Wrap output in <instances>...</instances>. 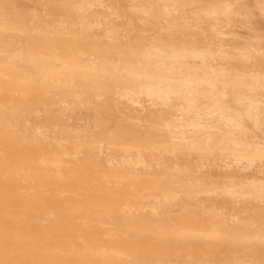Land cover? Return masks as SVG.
<instances>
[{"label":"rangeland","instance_id":"obj_1","mask_svg":"<svg viewBox=\"0 0 264 264\" xmlns=\"http://www.w3.org/2000/svg\"><path fill=\"white\" fill-rule=\"evenodd\" d=\"M42 1L0 0V264H264V0Z\"/></svg>","mask_w":264,"mask_h":264},{"label":"bare ground","instance_id":"obj_2","mask_svg":"<svg viewBox=\"0 0 264 264\" xmlns=\"http://www.w3.org/2000/svg\"><path fill=\"white\" fill-rule=\"evenodd\" d=\"M41 1H42V0H41ZM93 1H94V0H93ZM95 1H96V0H95ZM98 1H99V0H98ZM133 1H134V0H133ZM177 1H178V0H177ZM27 2H28V1H27ZM30 2H31V1H30ZM30 2H29V3H30ZM42 2H43V1H42ZM96 2H97V1H96ZM167 2H168V0H167ZM88 3H89V2H88ZM88 3H87V4H88ZM100 3H101V2H100ZM81 4H82V2H81ZM131 4H132V3H131ZM206 4H207V3H206ZM228 4H229V3H228ZM228 4H226V5H228ZM89 5H90V4H89ZM224 5H225V4H224ZM93 6H94V5H93ZM93 6H91V7H93ZM175 6H176V5H175ZM234 6H235V5H234ZM225 7L228 8V7H230V6H228V7L225 6ZM225 7H224V8H225ZM231 7H232V5H231ZM75 8H76V7H75ZM97 8H98V7H97ZM97 8H96V9H97ZM101 8H102V7H101ZM158 8H159V7H158ZM169 8H170V7H169ZM81 9H82L83 12H84V9L82 8V6H81ZM99 9H100V8H99ZM219 9H220V8H219ZM229 9H230V8H229ZM232 9H233V8H232ZM30 10H31V9H30ZM79 10H80V7H79ZM130 10H131V9H130ZM135 10H136V9H135ZM143 10H144V9H143ZM225 10H227V9H225ZM225 10L222 11V13H223V12H226ZM198 11H199V10H198ZM217 11H218V10H217ZM196 12H197V11H196ZM219 12H220V11H218V13H219ZM229 12H230V10H229ZM79 13H80V12H79ZM115 13H116V12H115ZM137 13H138V11H137ZM142 13H143V12H142ZM144 13H145V12H144ZM166 13H167V12H166ZM173 13H174V12H173ZM204 13H205V11H204ZM218 13H217V14H218ZM227 13H228V11H227ZM135 14H136V12H135ZM188 14H190V13H188ZM198 14H199V13H198ZM206 14H207V12H206ZM209 14H210V12H209ZM213 14H214V13H213ZM220 14H221V12L219 13V15H220ZM223 14H225V13H223ZM223 14H222V15H223ZM211 15H212V14H211ZM225 15L228 16V14H225ZM112 16H114V15H112ZM194 16H195V15H194ZM197 16H198V15H197ZM115 17H117V16H115ZM192 17H193V16H192ZM198 17H199V16H198ZM117 18H118V17H117ZM181 18H182V17H181ZM230 18H231V17H230ZM185 19H187V18H185ZM189 19H190V18H189ZM199 19H200V18H199ZM212 19H213V18H212ZM226 19H228V17H227ZM262 19H263V18H262ZM118 20H119V19H117V21H118ZM200 20H201V19H200ZM105 21H106V20H105ZM107 21H108V20H107ZM81 22H82V21H81ZM81 22H80V23H81ZM103 22H104V21H103ZM227 22H228V21H227ZM230 22H231V20H230ZM82 23H83V22H82ZM84 23H85V22H84ZM105 23H106V22H105ZM105 25H106V24H105ZM195 25H196V24H195ZM62 26H63V25H62ZM189 26H190V25H189ZM73 27H74V26H73ZM97 27H98V26H97ZM101 27H102V26H101ZM95 28H96V27H95ZM216 28H217V27H216ZM70 29H72V27H71ZM73 29H74V28H73ZM30 30H31V29H30ZM3 31H4V30H3ZM23 31H25V30H23ZM69 31H70V30H69ZM212 32H213V31H212ZM32 33H33V32H32ZM106 33H107V32H106ZM21 34H23V33H21ZM219 34H220V33H219ZM214 35H215V34H214ZM215 36H216V35H215ZM131 37H132V36H131ZM154 38H155V37H154ZM108 40H109V39H108ZM21 46H22V45H21ZM25 47H26V46H25ZM26 48H27V47H26ZM19 49H20V48H19ZM24 49H25V48H24ZM24 49H22V50H24ZM22 50H21V51H22ZM156 50H157V49H156ZM17 51H18V50H17ZM136 51H137V50H136ZM19 52H20V50H19ZM157 52H158V51H157ZM183 52H184V51H183ZM16 53H17V52H16ZM153 53H154V52H153ZM218 53H219V52H218ZM186 54H187V52H186L185 54H177V53H171V52H170V53H168V52L165 53V52H163L162 56H163V58H165L166 60H167V59H170V60H167V61H171V60H173V61L177 62V61L180 60V59H181V60H182V59L185 60V58L187 57ZM190 54H191V53H190ZM209 54H210V53H209ZM136 55H137V54H136ZM136 55H135V56H136ZM194 55L196 56V54H194ZM194 55H193V56H194ZM219 55H220V54H219ZM50 56H51V55H50ZM144 56L146 57V55H144ZM195 56H194V57H195ZM197 56H198V58H201L204 62H206L207 59H205V57H206L207 55H205V54L202 55V54L200 53V55H197ZM213 56H215V54H213ZM221 56H222V54H221ZM223 56H224V55H223ZM42 57H45V56H42ZM55 57H56V56L54 55V58H55ZM151 57H152V56H151ZM210 57H211V56H210ZM246 57H247V56H245V58H246ZM11 58H12V57H11ZM11 58H10V59H11ZM13 58H14V56H13ZM47 58H48V57H47ZM160 58H161V56H160ZM187 58H188V57H187ZM245 58H244V59H245ZM1 59H2V58L0 57V61H1ZM31 59H32V58H30V60H27V61H30V62H31V61H32ZM57 59H58V58H57ZM85 59H86V58H85ZM120 59H121V58H120ZM165 59H163V60H164V62H165V64H166L167 62H166ZM195 59H196V58H195ZM204 59H205V60H204ZM212 59H213V58H212ZM222 59H223V57H222ZM82 60H83V59H82ZM184 60H182V62H183L184 65H185ZM189 60H190V58H189ZM191 60H192V59H191ZM246 60H247V58H246ZM246 60H245V61H246ZM54 61H55V60H54ZM60 61H61V60H60ZM60 61H59V62H60ZM119 61H120V60H119ZM193 61H194V60H193ZM213 61H214V60H213ZM245 61H244V62H245ZM1 62H2V61H1ZM1 62H0V64H1ZM3 62H4V61H3ZM3 62H2V63H3ZM82 62H83V61H82ZM82 62H81V63H82ZM146 62H147V61H146ZM4 63H6V62H4ZM21 63H22V62H21ZM31 63H32V62H31ZM83 63H84V62H83ZM115 63H116V62H115ZM130 63H131V62H130ZM170 63H171V62H170ZM177 63H178V62H177ZM183 63H182V64H183ZM27 64H29V63L27 62ZM133 64H134V63H133ZM158 64H159V63H158ZM163 64H164V63H163ZM165 64H164V65H165ZM203 64H204V63H203ZM3 65L5 66V64H3ZM60 65H61V64L59 63V66H60ZM161 65H162V62H161ZM173 65H174V64H173ZM184 65H182V66H180V67H183ZM4 66H3V67H4ZM6 66H7V65H6ZM30 66H31V65H30ZM59 66H58V67H59ZM65 66H66V65H65ZM162 66H163V65H162ZM170 66H171V65H170ZM10 68H11V67H10ZM15 68H16V67H15ZM60 68L63 69V68H64L63 65H61ZM65 68H66V67H65ZM79 68H80V67L78 66V70H79ZM119 68H120V67H119ZM158 68H160V65H159ZM161 68H164V69H165V67H161ZM170 68H171V67H170ZM170 68H169V69H170ZM174 68H175V67H174ZM71 69H72V68H71ZM87 69H88V68H87ZM87 69H85V70H87ZM90 69H91V68H90ZM171 69H172V68H171ZM88 70H89V69H88ZM129 70H130V71H129ZM129 70H128V71L126 70V73L124 72L126 75L128 74L127 76H129V77H131V78H141V80H142V78L144 79V76H145V75L137 74L136 72H134V70H131V69H129ZM180 70H181V69H180ZM30 71H31V70H30ZM32 71H33V70H32ZM55 71H56V70H55ZM58 71H59V70H58ZM68 71H69V70H68ZM83 71H84V70H83ZM89 71H91V70H89ZM93 71H95V70H93ZM93 71H92V72H93ZM172 71H174V70H172ZM194 71H197V70H193L191 73L188 72L189 74H188V73H185V74H188V75H186V76H184V77H183V75H182L181 78H180V79H182V78H188V77L195 78V79H194V80H195L194 82H189V83L191 84V85H189V86H188L187 84H185V82L181 83V82L183 81V79H182V81H180V85H177V84H175V82H174V84H175L174 86L177 85L178 87H174V86H173V87L165 86V85H167V84L164 85V86H165L164 89H165V90H169V91H171V93H172L173 96H175V97H177V96L180 97V95L184 96V98L187 99V100H185V101H188V105H189L190 108H193L194 105L197 103V97L201 98L200 95L204 94V93H202V91H198L197 89L200 88V87L202 86V85H201L202 83L204 84V82H206V83L209 82V79H208L209 76H208V75H204V76H205V79L203 78V77H204L203 75H202V76H203V77H202L203 79H200V78L198 79V76L194 73ZM210 71L212 72V70H210ZM81 72H82V71H81ZM95 72H96V71H95ZM110 72H111V71H110ZM67 73H68V72H67ZM90 73H91V72H90ZM102 73H103V72H102ZM106 73H107V72H106ZM113 73H114V72H113ZM169 73L171 74V72H169ZM177 73H178V72H177ZM180 73H181V72H180ZM180 73H178V74L180 75ZM196 73H198V72H196ZM214 73H215V71H214ZM51 74H52V72H51ZM51 74H50V76H51ZM53 74H54V73H53ZM103 74H105V73H103ZM103 74H101V75H103ZM117 74H119V73H117ZM173 74H174V72H173ZM173 74H172V75H173ZM175 74H176V72H175ZM216 74H218V73H216ZM216 74H215V75H216ZM0 75H1V74H0ZM26 75H27V74H26ZM32 75H33V74H32ZM32 75H31V76H32ZM85 75H86V74H85ZM179 75H178V76H179ZM199 75H200V74H199ZM1 76H2V75H1ZM89 76H90V75H89ZM89 76H87V77H89ZM178 76H177V77H178ZM207 76H208V77H207ZM213 76H214V75H213ZM26 77H27V76H26ZM32 77H34V76H32ZM52 77H53V76H52ZM52 77H51V78H52ZM90 77H92V76H90ZM177 77L175 78V81H177V82L179 83V81H178L179 78H177ZM206 77H207V78H206ZM121 78H122V77H121ZM216 78H217V77H216ZM5 79H7V78L5 77ZM8 79H10V78H8ZM93 79H94V77H93ZM176 79H178V80H176ZM50 80H51V79H50ZM124 80H125V79H124ZM136 80H138V79H136ZM212 80H213V79H212ZM212 80L210 79V82H211V83L213 82ZM46 81H47V80H46ZM143 81H144V80H143ZM215 81H216V80H215ZM255 81L257 82V80H255ZM255 81H254V82H255ZM86 82H87V81H86ZM177 82H176V83H177ZM252 82H253V81H251V84H252ZM141 83H142V82H141ZM211 83H209V84H211ZM242 83H243V82H242ZM248 83H250V82H248ZM40 84H41V83H40ZM160 84H161V83H160ZM213 84H214V83H213ZM213 84H211V85H213ZM233 84H234V83H233ZM246 84H247V83H246ZM253 84H254L253 86L248 84L249 86H251L250 89L253 90V91H254V88H255V89H256V88L258 89V88L260 87V85H261L259 82H258V84H260V85H258V84L256 85L255 83H253ZM168 85H170V84H168ZM171 85H172V84H171ZM205 85H206V84H205ZM234 85H235V84H234ZM240 85L243 86L242 84H240ZM244 85H245V83H244ZM227 86H229V85H227ZM241 86H240V87H241ZM249 86H248V88H249ZM142 87H143V86H142ZM144 87H145V88H140L141 90H140L139 93H141V94H142V93H143V94H148L149 92H148V90L146 89V88H147V85H144ZM64 88H65V87H64ZM138 88H139V87H138ZM228 88H229V87H228ZM243 88L246 89L245 86H243ZM229 89H230V88H229ZM257 89H256V90H257ZM173 90H175V91H173ZM213 90H214V89H213ZM216 90H217V89H216ZM234 90H235V89H234ZM247 90H248V89H247ZM238 91H239V90H238ZM215 92H216L215 94L217 95V91H215ZM239 92H240V91H239ZM255 92H256V91H255ZM129 93H132V92H129ZM135 93H136V92H134L133 94H135ZM224 93H225V92H224ZM224 93H223V94H224ZM235 93H236V92H235ZM251 93H253V92H251ZM136 94H137V93H136ZM230 94H232V93H230ZM15 95H16V94H15ZM125 95H126V94H125ZM236 95H237V93H236ZM236 95H234V96L236 97ZM21 96H22V95H21ZM23 96H24V95H23ZM203 96H204V95H203ZM237 96H239V94H238ZM179 97H178V98H179ZM239 97H241V96H239ZM203 98H204V97H203ZM213 98H214V97H213ZM215 98H216V97H215ZM241 98H242V97H241ZM241 98H238V99H240L241 101L238 102V100H236V99H235V101H237L238 103H240L241 108H242V105H243V107H244V104H245V103L242 102L243 99H241ZM246 98H247V97H246ZM246 98H245V99H246ZM73 99H74V97H73ZM75 99H76V98H75ZM214 100H215V99H214ZM214 100H213V101H214ZM215 101H216V102H215V104H214L213 111H215V112H220V113H221V112L227 110L228 107H226V104H225V103H224V104L221 103V102H220V101H221L220 99H218V101H219L220 103H218L217 100H215ZM223 101L225 102V100H223ZM243 101H244V100H243ZM247 102H249V101H247ZM263 102H264V101H263ZM238 103H237V104H238ZM243 103H244V104H243ZM253 103H254V102H253ZM253 103H250V104L247 106V112H248V113H251V112H253V111H258V114H259V113H260V112H259V109H260V108H259V103H256V106H255ZM228 104H230V103H228ZM247 104H248V103H247ZM257 104H258V106H257ZM263 104H264V103H263ZM237 106H238V105H237ZM0 107H1V106H0ZM229 107H231V105H230ZM235 107H236V106H235ZM236 108H238V107H236ZM236 108H235V110H236ZM69 109H70V108H69ZM231 109H232V108H231ZM238 110H239V109H238ZM263 110H264V109H263ZM239 113H241V111H240ZM252 114H253V113H252ZM261 114H262V113H261ZM23 115H24V114H23ZM245 115H246V114H245ZM255 116H256V115H255ZM30 117H31V116H30ZM63 117H64V116H63ZM261 117H262V116H260V119H261ZM64 118H65V117H64ZM259 122H260V121H259ZM232 123H233V122H232ZM249 123H250V122H249ZM29 125H30V124H29ZM227 125L230 126L229 124H227ZM79 127H80V126H79ZM230 127H231V126H230ZM232 127H233V125H232ZM237 128H238V126H237ZM26 129H27V128H26ZM79 129H80V128H79ZM38 131H39V130H38ZM40 131H41V130H40ZM69 131H70V130H69ZM78 131H79V130H78ZM74 133H75V132H74ZM79 134H80V133H79ZM77 137H78V136H77ZM52 141H53V140H52ZM77 141H78V140H77ZM54 143H58V142H54ZM78 143H79V142H78ZM67 144H68V143H67ZM250 144H251V143H250ZM253 144H255V143H252V145H253ZM255 145H256V144H255ZM243 146L247 147V146H249V144H248V145L245 144V145H243ZM78 151H79V150H78ZM101 155H102V154H101ZM1 156H2V155H1ZM1 156H0V157H1ZM75 157H76V156H75ZM2 158H3V157H2ZM127 162H128V161H127ZM58 163H59V162H58ZM127 164H128V163H127ZM52 165H54V164H52ZM244 166H247V165H244ZM46 168H47V167H46ZM47 169H48V168H47ZM21 171H22V170H21ZM59 176H60V175H59ZM61 178H62V176H61ZM126 180H127V179H126ZM254 185H255V183H254ZM258 186H259V183H258L257 186L255 185V187H258ZM262 186H263V185H262ZM251 187H253V186H251ZM260 187H261V185H260L258 188H260ZM258 188H257V189H258ZM242 189H243V188H242ZM260 189H261V188H260ZM261 190H264V189H261ZM259 192H260V191H259ZM263 192H264V191H263ZM260 194H261V193H260ZM52 215H53V214H52ZM53 217H54V216H53ZM210 235H211V234H210ZM209 237H210V236H209ZM248 239H249V238H248ZM92 251H93V250H92ZM69 254H70V253H69ZM123 257H124V255H123Z\"/></svg>","mask_w":264,"mask_h":264}]
</instances>
